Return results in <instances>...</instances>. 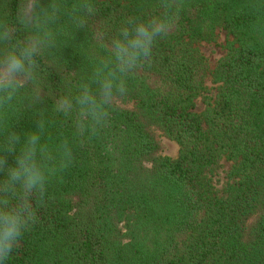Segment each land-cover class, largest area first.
I'll return each mask as SVG.
<instances>
[{
  "label": "trees",
  "instance_id": "obj_1",
  "mask_svg": "<svg viewBox=\"0 0 264 264\" xmlns=\"http://www.w3.org/2000/svg\"><path fill=\"white\" fill-rule=\"evenodd\" d=\"M164 2L97 0L95 22L150 18ZM182 2L101 133L89 138L52 107L94 71L81 31L51 50L60 66L48 68L47 102L0 126L2 140L42 121L43 141L72 151L7 264H264V0ZM218 29L232 40L212 70L196 45L214 43ZM163 137L178 144L176 158L163 155Z\"/></svg>",
  "mask_w": 264,
  "mask_h": 264
},
{
  "label": "clouds",
  "instance_id": "obj_2",
  "mask_svg": "<svg viewBox=\"0 0 264 264\" xmlns=\"http://www.w3.org/2000/svg\"><path fill=\"white\" fill-rule=\"evenodd\" d=\"M150 18L99 15L97 0H0V126L23 110L47 102L52 93L48 68L59 67L52 49L77 31L88 34L80 51L89 53L94 71L86 80L66 85L53 109L74 117L75 127L95 137L109 123L114 102L126 98L137 72L148 65L153 49L183 10L182 0L160 5ZM61 18L64 22L61 23ZM36 130L7 128L0 140V264H7L15 244L37 221V209L52 178L72 159L67 142L54 146ZM11 157V160H9Z\"/></svg>",
  "mask_w": 264,
  "mask_h": 264
},
{
  "label": "rangeland",
  "instance_id": "obj_3",
  "mask_svg": "<svg viewBox=\"0 0 264 264\" xmlns=\"http://www.w3.org/2000/svg\"><path fill=\"white\" fill-rule=\"evenodd\" d=\"M217 38L214 43H200L197 44V48L208 58L210 68L213 70L217 62L225 55V47L229 41L232 40L227 33L222 30H217ZM210 88V94L215 95V86L212 84L211 79H208L207 82ZM204 109V105L201 101L197 103V112L201 113ZM163 145V155L176 158L179 151V146L176 142L171 141L165 137L162 138ZM231 168V163L227 160L222 162V166L219 171L216 173L215 181L217 182V190L220 191L223 188L224 183L226 182V175Z\"/></svg>",
  "mask_w": 264,
  "mask_h": 264
}]
</instances>
